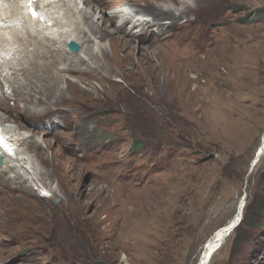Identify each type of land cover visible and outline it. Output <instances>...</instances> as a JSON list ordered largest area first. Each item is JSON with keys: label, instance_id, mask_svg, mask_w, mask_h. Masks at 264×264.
<instances>
[{"label": "rangeland", "instance_id": "rangeland-1", "mask_svg": "<svg viewBox=\"0 0 264 264\" xmlns=\"http://www.w3.org/2000/svg\"><path fill=\"white\" fill-rule=\"evenodd\" d=\"M133 1L107 4L108 23ZM136 1L177 14L140 29L110 18L120 33L103 39L106 58L85 50L70 66L79 43L65 61L36 59L52 63L33 78L49 100L26 102L47 112L11 102L15 124L49 144L42 184L0 176V264H196L245 194L248 220L209 264H264V154L250 171L264 134V0Z\"/></svg>", "mask_w": 264, "mask_h": 264}, {"label": "bare ground", "instance_id": "bare-ground-1", "mask_svg": "<svg viewBox=\"0 0 264 264\" xmlns=\"http://www.w3.org/2000/svg\"><path fill=\"white\" fill-rule=\"evenodd\" d=\"M129 1L133 0H128L125 4H128ZM172 1L175 2V0ZM196 1L200 3L204 0ZM111 2L112 0H37L32 10H25V5L22 0H0V110L4 112H0V125L13 142L11 151L5 154L2 153L3 164L0 165V176L7 174L11 177V180H19L22 178L26 180L31 178V180L35 179L36 182L42 184L38 180V177L43 174L39 166V161H43L44 159V142L49 143L39 135L34 137V135L30 134L26 130V125L24 126L19 123L16 125L15 120L9 115V111L12 110L11 102L18 101L15 104L20 106V98L25 101L22 106L23 110L41 111V113L47 112L45 111L47 107L41 110L38 108L32 109L29 107L28 102H26L27 98H33V100L36 99V106L40 104L39 98L41 95L38 93H44L46 96L41 97L45 104L49 100H47L48 92H44V87H41L43 83L33 85V78L34 76H38V74H43L46 69L52 66V63H50L51 61L49 63L45 61L36 63L38 57H41L38 60H41L43 57L52 61H65L68 59L71 51H73L68 49V43L70 40H75L78 43H82V45H85V43L88 44L86 48L83 46L81 51L83 53L78 55V60H73L69 63L70 66L80 67V64L76 63L84 61L85 57L83 54H85V50H88V55L91 56L90 60L97 58L99 53L102 52L105 58L107 57L103 50L106 46L103 43V39L106 37L111 38L109 35L117 32L120 33L116 28H111L112 19L110 18H122L121 29H124L128 23L132 24V28L136 27L140 29L141 24L159 23V20L163 19L164 16H176L177 14L170 5L150 2L146 8H140L137 7L139 2L134 0V4H129L128 8H116L115 13L108 14V23L104 8L107 4L110 5ZM102 4H104V7H102ZM33 10L36 11L38 18L32 15ZM195 10L197 9L191 8L190 5H185L180 13H189ZM151 14L154 15V21L149 20ZM90 42H92L91 45ZM39 44H44L45 48H53V45H55V50H42L43 48L40 49L41 46L39 47ZM123 47L124 49L131 48L128 44L123 45ZM117 59L128 61V56L123 54L120 57L118 56ZM88 64L91 65L90 63ZM75 69L77 68L75 67ZM55 76L58 75H55L54 72L53 74H48L46 80L49 79L53 82ZM70 87L77 89L73 84L68 83L66 88H60L61 96ZM87 96L90 97L93 95L87 94ZM49 126L51 128L53 127L52 125ZM261 139V143L256 152L260 151V149L264 150V134ZM33 148L36 151L35 154L32 153ZM47 188L46 185H43V189L47 190ZM49 188L52 194L56 191L53 187ZM239 205L237 213L226 224L216 229L207 240L199 259L202 256L210 254L216 248L221 240L219 238L223 236L230 223L240 219L239 216H241V212L243 214V207L245 206L243 199ZM1 207L4 208V204H1ZM11 209L12 213L16 215L14 207ZM1 217L2 220H5L3 215Z\"/></svg>", "mask_w": 264, "mask_h": 264}, {"label": "water", "instance_id": "water-1", "mask_svg": "<svg viewBox=\"0 0 264 264\" xmlns=\"http://www.w3.org/2000/svg\"><path fill=\"white\" fill-rule=\"evenodd\" d=\"M68 46L71 50L75 51V52H78L79 51V48H80V45L77 41L75 40H70L69 43H68ZM264 154V150L263 149H260V151H258L256 153V156H255V159L252 160V163H251V168H250V171L253 170L254 166L256 165V162L257 160H259L262 155ZM3 164V158L0 156V165ZM246 197L247 195L245 194L243 196V200H244V203H246ZM240 219L236 220L235 222L233 223H230L227 227V229L225 230L223 236L219 239L220 242L219 244L216 246V248L208 255H205V256H202L196 264H209L214 253L217 251V249L222 245L223 241L225 242V240L227 239V237L240 225V223L242 222V219H243V214L241 212V216H239Z\"/></svg>", "mask_w": 264, "mask_h": 264}, {"label": "clouds", "instance_id": "clouds-1", "mask_svg": "<svg viewBox=\"0 0 264 264\" xmlns=\"http://www.w3.org/2000/svg\"><path fill=\"white\" fill-rule=\"evenodd\" d=\"M22 2L25 5L24 7L25 10H32L35 6L34 3L32 6H30L31 4L25 2V0H22ZM12 145H13V142L11 141V138L6 134L3 127L0 125V156L2 157V153L4 154L6 152L9 153L12 149Z\"/></svg>", "mask_w": 264, "mask_h": 264}, {"label": "trees", "instance_id": "trees-1", "mask_svg": "<svg viewBox=\"0 0 264 264\" xmlns=\"http://www.w3.org/2000/svg\"><path fill=\"white\" fill-rule=\"evenodd\" d=\"M136 145H137V146H141L142 143H141V142H137ZM252 208H253V203H250V202L247 203V206L244 208V209H246V211H245V215H244V218H243L241 224L244 223V222H246V221L248 220V218H249L248 214H249V211H250ZM241 224H240V225H241ZM240 225H239V226H240ZM239 226H238V227H239Z\"/></svg>", "mask_w": 264, "mask_h": 264}, {"label": "snow or ice", "instance_id": "snow-or-ice-1", "mask_svg": "<svg viewBox=\"0 0 264 264\" xmlns=\"http://www.w3.org/2000/svg\"><path fill=\"white\" fill-rule=\"evenodd\" d=\"M25 2H27V3H29V4H33V3H36L37 0H25ZM32 15H33L34 17H37V13H36L35 10H33ZM37 18H38V17H37Z\"/></svg>", "mask_w": 264, "mask_h": 264}]
</instances>
